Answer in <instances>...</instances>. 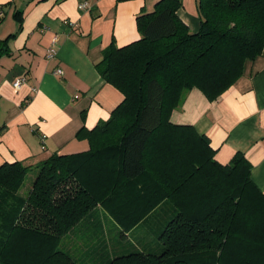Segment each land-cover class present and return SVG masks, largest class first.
I'll return each mask as SVG.
<instances>
[{
    "label": "trees",
    "instance_id": "1",
    "mask_svg": "<svg viewBox=\"0 0 264 264\" xmlns=\"http://www.w3.org/2000/svg\"><path fill=\"white\" fill-rule=\"evenodd\" d=\"M182 6L160 0L137 17L140 40L104 51L96 70L124 99L109 120L77 133L88 151L41 162L25 196L31 167L0 166V264H78L61 242L97 207L123 236L165 204L161 252L105 246V264H264V193L251 164L242 153L220 164L206 135L170 120L187 92L215 101L262 55L264 0H198L194 33Z\"/></svg>",
    "mask_w": 264,
    "mask_h": 264
},
{
    "label": "crops",
    "instance_id": "2",
    "mask_svg": "<svg viewBox=\"0 0 264 264\" xmlns=\"http://www.w3.org/2000/svg\"><path fill=\"white\" fill-rule=\"evenodd\" d=\"M159 1L0 0V43H6L4 53L0 44V166L19 161L37 169L55 153L90 149L77 133L109 120L124 99L95 66L113 42L123 47L141 39L137 17L153 12ZM182 3L179 18L197 32L198 0ZM56 38L57 55L50 60L47 50ZM57 69L63 74H55ZM22 77L26 83L17 90L13 84ZM170 120L206 135L222 165L242 153L251 164V179L264 193V48L225 94L210 101L192 89ZM93 218L100 225L96 214ZM102 259L97 264L109 257Z\"/></svg>",
    "mask_w": 264,
    "mask_h": 264
},
{
    "label": "rangeland",
    "instance_id": "3",
    "mask_svg": "<svg viewBox=\"0 0 264 264\" xmlns=\"http://www.w3.org/2000/svg\"><path fill=\"white\" fill-rule=\"evenodd\" d=\"M36 174L37 169L32 167L26 184L21 189L23 196L28 193L26 191L32 185ZM99 208L101 207L96 208L100 211V213H96V221H100V225L94 224L95 219L92 216L89 219V224L76 226L75 230L64 237L61 242L60 249L70 254L78 264L82 259L85 264H97L98 260L101 261V257L106 256L102 254L107 251L105 246H108L109 253L114 249L119 251V254L125 250L132 252L135 250L148 251L149 249L150 253L159 254L161 252L162 246L157 236L172 216L169 204L163 205L153 216H149L147 222L140 223L123 236L117 223L109 216L104 218L102 214L107 212L103 207ZM92 222L93 224L90 225Z\"/></svg>",
    "mask_w": 264,
    "mask_h": 264
},
{
    "label": "built area",
    "instance_id": "4",
    "mask_svg": "<svg viewBox=\"0 0 264 264\" xmlns=\"http://www.w3.org/2000/svg\"><path fill=\"white\" fill-rule=\"evenodd\" d=\"M82 7H86V4L82 5L81 8ZM0 16H2V13H0ZM53 42H54L53 45L47 50V58L50 59V60L55 59L56 55H57L56 43L58 42V39L57 38L54 39ZM55 74L62 75L63 71L61 69H57ZM25 83H26V79L24 77H22V78H18L14 82L13 86H14L15 89L20 90L21 87Z\"/></svg>",
    "mask_w": 264,
    "mask_h": 264
}]
</instances>
